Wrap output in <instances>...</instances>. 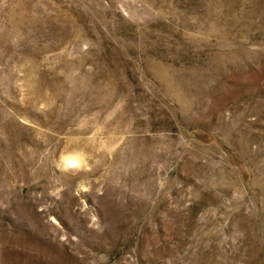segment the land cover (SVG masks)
Here are the masks:
<instances>
[{
    "label": "rangeland",
    "instance_id": "rangeland-1",
    "mask_svg": "<svg viewBox=\"0 0 264 264\" xmlns=\"http://www.w3.org/2000/svg\"><path fill=\"white\" fill-rule=\"evenodd\" d=\"M0 264H264V0H0Z\"/></svg>",
    "mask_w": 264,
    "mask_h": 264
}]
</instances>
